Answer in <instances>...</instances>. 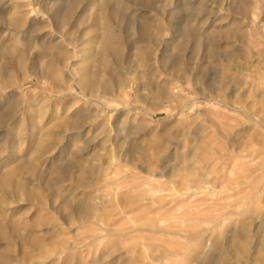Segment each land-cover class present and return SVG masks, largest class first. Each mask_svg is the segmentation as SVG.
I'll return each mask as SVG.
<instances>
[{
    "label": "rangeland",
    "instance_id": "1",
    "mask_svg": "<svg viewBox=\"0 0 264 264\" xmlns=\"http://www.w3.org/2000/svg\"><path fill=\"white\" fill-rule=\"evenodd\" d=\"M0 264H264V0H0Z\"/></svg>",
    "mask_w": 264,
    "mask_h": 264
},
{
    "label": "bare ground",
    "instance_id": "2",
    "mask_svg": "<svg viewBox=\"0 0 264 264\" xmlns=\"http://www.w3.org/2000/svg\"><path fill=\"white\" fill-rule=\"evenodd\" d=\"M258 8H260V7H258Z\"/></svg>",
    "mask_w": 264,
    "mask_h": 264
}]
</instances>
